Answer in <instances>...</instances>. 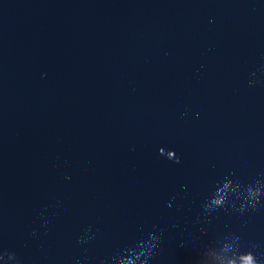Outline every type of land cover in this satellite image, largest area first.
Returning a JSON list of instances; mask_svg holds the SVG:
<instances>
[{
	"label": "water",
	"instance_id": "95a60500",
	"mask_svg": "<svg viewBox=\"0 0 264 264\" xmlns=\"http://www.w3.org/2000/svg\"><path fill=\"white\" fill-rule=\"evenodd\" d=\"M237 177H264V0H0V264L260 255L264 207L205 215Z\"/></svg>",
	"mask_w": 264,
	"mask_h": 264
},
{
	"label": "clouds",
	"instance_id": "9594fccd",
	"mask_svg": "<svg viewBox=\"0 0 264 264\" xmlns=\"http://www.w3.org/2000/svg\"><path fill=\"white\" fill-rule=\"evenodd\" d=\"M261 207H264V177L247 182L237 177L228 179L222 189H216L215 195L207 202L205 215H215L219 209L246 214ZM230 233L233 234L232 245L224 246L219 241L206 244L196 264H210L214 260H218L219 264H237V258L239 264H264V253L257 255V243L248 241L245 244L238 231L230 230ZM142 254L145 264H150L148 257L152 255V249L146 248Z\"/></svg>",
	"mask_w": 264,
	"mask_h": 264
}]
</instances>
